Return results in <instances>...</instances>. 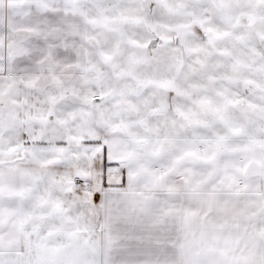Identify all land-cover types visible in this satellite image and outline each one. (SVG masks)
Returning <instances> with one entry per match:
<instances>
[{"label":"snow or ice","instance_id":"1","mask_svg":"<svg viewBox=\"0 0 264 264\" xmlns=\"http://www.w3.org/2000/svg\"><path fill=\"white\" fill-rule=\"evenodd\" d=\"M0 264H264V0H0Z\"/></svg>","mask_w":264,"mask_h":264}]
</instances>
